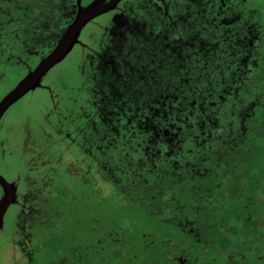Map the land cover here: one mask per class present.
Returning <instances> with one entry per match:
<instances>
[{"label": "rangeland", "instance_id": "rangeland-1", "mask_svg": "<svg viewBox=\"0 0 264 264\" xmlns=\"http://www.w3.org/2000/svg\"><path fill=\"white\" fill-rule=\"evenodd\" d=\"M42 5L45 12L46 0H0V105L24 86L80 15L108 7L77 36L71 30L37 84L0 113V207L6 200L0 264H183L184 254L190 260L186 264H264V0H198L189 6L188 22L196 31L200 21L222 22L226 11L251 30L235 34L234 46L254 45L248 49L254 64L242 67L229 95L238 111L233 121L241 129L238 146L245 154L229 163L222 154L221 164L215 157L216 166L205 159L197 172L207 178L197 184L190 180L189 191L182 178L168 187L158 182L154 191L163 206L136 202L146 193L112 183V178L122 182L115 173L126 164L147 159L120 152L112 161L104 149L110 142V147L125 146L142 138L137 127L119 129L109 121L116 112L105 110L107 91L112 73L121 69L118 54L133 50L135 55L158 37L145 17L150 11L166 15L165 9L154 0L151 5L146 0H69L50 33L37 25L23 30L36 15L41 20L43 12L35 10ZM241 53L234 57L247 66L249 57L244 49ZM108 127L114 131L106 144ZM169 147L173 150V142ZM144 151L146 156L153 152L147 146ZM172 163L179 165L175 158ZM210 165L216 167L213 175ZM247 172L248 182L242 178ZM147 206L151 213L145 212ZM175 253L183 256L174 258Z\"/></svg>", "mask_w": 264, "mask_h": 264}, {"label": "trees", "instance_id": "trees-1", "mask_svg": "<svg viewBox=\"0 0 264 264\" xmlns=\"http://www.w3.org/2000/svg\"><path fill=\"white\" fill-rule=\"evenodd\" d=\"M46 1L48 4V13L47 21L43 25V28L48 31V33H50V31H53L54 27H56V24L58 22V20L56 21V19L67 8L69 0ZM234 22L233 24L231 23V26H235V29H232L233 32H227V30L225 29L227 28V26H230V24H225L223 22H210L206 24L205 22L200 21L197 24V32L199 33V36L196 41L191 43L177 44V46H175L176 49L174 48L173 50L172 48H170L167 49L166 52H164L163 49H161L160 52L156 49L154 43L155 41H157L156 38L158 37L155 36L152 38L150 44L147 46L148 48L146 52H149L144 55V60L146 58L147 59L143 64H140L141 61L137 60L134 62L133 60L135 59H132V57H128L131 59L132 62H125L126 60L123 61L124 64L122 63L121 66L122 72L126 73L130 70L134 71V73L139 76V79H137V81L135 80L134 82L136 84L141 83L145 89L155 90L156 99L159 98L161 100L160 102L165 99V96L169 99V94L173 90H175V112H166L165 114L160 109L159 117L161 120V124L165 123V127H167L166 124L169 123V121L175 120V122H182L184 124L190 123L191 130L193 129L195 132H200L201 129L205 131L206 127L209 128L211 127V125L213 126V120L215 122L218 119V110L220 109V106L222 104L224 105L226 103V100H223L221 98L222 88L225 85L226 88L232 89V92H234L233 89L234 85L236 84L233 83L231 78L227 76L225 78L226 80L224 81L221 77V71L222 69H226L225 67H227L226 74H229L231 70L236 68L233 65H228L227 63L232 57L236 55L235 52L237 53L238 57H241V52L244 49L241 48V45L234 46L233 42L236 40L237 37V35L235 34H238L240 32L239 29L240 26H242L238 23V21H236L235 23ZM193 28L195 29V26H193ZM230 32L234 33V35H232L233 37L230 35ZM60 37L61 36L56 39L55 44L58 42ZM158 40L165 42L164 39L158 38ZM54 46L52 47V49L54 48ZM231 47H236L237 51H233V48ZM137 69L141 70V74H138L136 72ZM118 88L122 90L121 87ZM144 88V94L141 96V98H144L146 95ZM117 97L118 96H114V98ZM123 99L127 100V98ZM134 99L135 98L133 97V95H131L129 97L128 104H130V102H133ZM228 101L231 102L230 104L229 102H227L228 105H235L234 99L228 98ZM207 110L212 111L214 115L213 119L205 118L204 111L207 113ZM213 127L214 129H216L215 133L217 137L218 135L220 136L217 140H214L216 146L215 144L211 146L207 145L205 149H201V146L192 147L194 151L190 152V155H188L189 157L184 160V162H189L190 167L186 166L187 168H181L178 171V175L181 176H178L180 180L182 177H184L185 171H187V174L190 173V180H198L201 178L206 179L207 177L204 174L203 178L202 175L196 171L203 170V162L205 158L208 159V157L210 158V160H212L214 166L217 165L215 163L216 159L214 156L217 157L219 163L221 164L222 156L219 155V152L221 154L225 152L223 158L227 155L228 163L232 161L234 154H238L239 156L242 155L241 152L237 151V146L233 145L234 143L232 140L233 138H235L234 134H237L239 130H234V126L230 127L229 122H226V125H224V127L222 124L220 125V122H218L217 126ZM157 130L159 132L161 131L159 130V128H157ZM220 133L224 136L222 137ZM129 148L127 150V148L124 147V150L121 152V156H123L124 153L127 154V152L128 154H131L133 150H130ZM121 153L119 152L118 154ZM165 157L166 155H163V158ZM214 166L207 168L209 173L210 171L214 172L216 170V167L214 168ZM225 174L227 173L225 172ZM243 175H245L246 177L242 178L248 182V180H250L251 178V175H249L248 172ZM236 178V176L234 178L231 177L233 181H235ZM184 181L182 182L183 185ZM114 186L119 187L120 183H114ZM134 189L135 191H137L136 188ZM141 191L144 195L146 193L147 198L139 199L143 201H134L141 203L146 202L147 205L149 203V205L153 206H163L162 202L159 203L158 201V199L160 198V194H155V196L152 194L151 190L143 189ZM152 195L155 196L157 199L155 198L153 201ZM151 201H153L155 204H150ZM149 208L151 209V207ZM161 208L165 209V207ZM145 212L151 213L148 211V206ZM148 217L150 218V216ZM208 231L210 232V230ZM247 232L251 233V231L249 230H247ZM262 236L264 235L262 234L260 237ZM258 251L260 253H263L262 250Z\"/></svg>", "mask_w": 264, "mask_h": 264}, {"label": "flooded vegetation", "instance_id": "flooded-vegetation-1", "mask_svg": "<svg viewBox=\"0 0 264 264\" xmlns=\"http://www.w3.org/2000/svg\"><path fill=\"white\" fill-rule=\"evenodd\" d=\"M2 3H4V1H2ZM41 11L43 12L41 20H37V17H36L37 15H36L34 17V23L30 24V23L26 22V25L23 26V30L33 29V28H35L36 25L41 26V27L44 25V24L42 25V23H45L47 21L48 11L46 9V11L44 12L43 5H42L40 7V10H38V9L35 10V13L36 12L40 13ZM233 13H234L233 11L232 12L226 11V13L223 15L222 22L225 24H230V26H227V28L225 29V30H227V32L228 31L233 32L232 29L233 30L235 29V26H231L234 21L235 22L237 21L236 15H234ZM241 29H245L244 31H246V32H249V30H250V29L248 30L245 27L242 28V26H240L239 30H241ZM231 32H230V35L231 36L234 35V33H231ZM39 34H40V30H39L38 35ZM253 39L255 40V35H254ZM148 43L150 44V42H148ZM154 46H156V49L159 52L161 49H163V51L166 52V50L170 49V48H172L173 50H174V48L176 49L175 46H177V44H174L172 42L166 43V41L163 42V41L157 40V41H155ZM253 46L254 45L252 44L249 47H246V48L243 47L244 50L246 51V53H243V55L245 54L249 57L248 60H250L249 61L250 64H248L246 66V64L243 62H237L236 63V59L234 57H232L227 64L233 65L236 68L231 70L229 72V74H226V69H222V71H221V77L224 81L226 80L225 78L227 76V77L231 78L233 83H236L234 85L233 91L236 89V86L238 83V73L241 71V69H242L241 67L243 66L244 68H247L252 63L254 64L253 58L251 56L252 54H248L249 52H251V51H248V49L253 47ZM146 48H148V47L146 46ZM146 48L140 49V51H137L135 55H132L133 50L128 51L127 53H126V50L121 51L118 54V56H120V57L122 56V58L117 60L119 65H120V68H121L124 60H126L125 62H127V61L132 62L131 59L128 57H132V59H135V60H133L134 62L137 60V61H141L140 64H143L147 59L146 58L144 60V55L146 54V50H147ZM231 48H233V47H231ZM235 54H236V52H235ZM237 61H239V59ZM140 71H141L140 69L136 70V72L138 74L140 73ZM111 77L113 80V84L110 86V89L107 91L110 94V97L107 100V104H106L107 106H105V110L106 109L111 110L112 108H114L112 110H115L116 114L112 113L114 115H113L111 120L109 119V121L112 122L113 126L117 124V126H119L118 127L119 129L123 128V127H124V129L137 127V129H139L140 133H142V135H141L142 138L138 137L137 139H131V143L128 142V144H127L128 147H130V145H132V147L135 148L134 154H130V155L131 156L133 155L132 157H135V159H137V157H140V156L143 157V159H147L144 162V164H140V163L134 164V162H131L129 164H126L127 166H124L123 170L121 169V171L120 170L116 171L115 174L119 177L118 178L119 182L122 179V182H120V186H119L120 189L125 188V187H126V189H131L130 191H135L134 188H136L137 191H141L143 189H146V190H151L152 194L155 195V194H157V192L154 191V188H156L155 185L158 184V182L163 187H168L171 183L176 185L177 182L175 181V179L181 177L180 175H178V171L181 168H187L186 166H189V165H186V163H189V162H184V160L187 157H189L188 155H190V152L194 151L192 147L201 146V149H205V147L207 145L211 146V145L215 144V146H216V143L214 142V140H217L218 137H220V136L218 135V137H217V135L215 133L216 129H214L213 126H217L218 122H220V125L222 124L223 127H224V125H226V122H229L230 127H232V126L239 127L240 126L239 124H236L235 122H233L238 111L235 110V108H234V106L236 104L231 105V106L228 105L227 102H229V104L231 103L230 101H228L229 95L233 94V92H232V89L226 88L225 85L222 88L221 98L223 100L225 99L226 103L224 105L222 104L220 106V109L218 110V112H219L218 119L215 122L213 120V123H212L213 126L211 125V127H209V128L206 127L205 131L201 129L200 132H195L193 129L191 130V124L190 123L184 124L182 122H175V120H172L166 124L167 127H165V123L161 124V120L159 117L160 109L165 114H166V112H169V113L175 112V106H176L175 105V103H176V101H175V90H173L169 94V99L165 96V99L162 102H160L161 100L159 98L156 99L155 90L145 89L141 83L136 84L134 82L135 80L137 81V79H139V76L137 74H135L134 71L130 70V71H127L126 73H123L122 68H121V69L115 70L112 73ZM118 87H121L122 90ZM143 88L145 89L146 95L144 98H141V96L144 94ZM131 95H133V97L135 99L133 100V102H130V104H128L129 103V97ZM114 96H118V97L114 98ZM123 98H127V100H124ZM105 110H104L102 117L105 120L104 123H106V125H107L108 120H106ZM205 111H204L205 118H207V119H213L214 118L212 111L207 110L208 111L207 113ZM108 112L109 111H107V113ZM172 117H174V116H172ZM123 121H124V123H126L125 126L123 124H121ZM111 128L112 129H110V127H108L106 130L107 132H105L107 134V137L105 136V138L103 140L106 141V144L109 142L108 139L112 136L111 134H113V131H114L113 130L114 128L113 127H111ZM157 128H159V130H161V131L159 132L157 130ZM234 130H236V129H234ZM238 130H239V132H237V134H234L235 138H233L232 140L234 143L233 145L237 146L238 152H240V150H239L240 148L243 149L241 151V154L243 155V154H245L244 146L243 145L240 147L238 146L240 144L239 138H240V130L241 129H238ZM221 133H222V131H221ZM223 136L224 135H222V137ZM138 139L142 142L138 141ZM176 139L178 141L177 142L178 144L175 147V140ZM172 142L174 144L173 150L169 147L172 144ZM110 144H111V142L107 144V147L104 149V151L106 152V154H109V156L111 155L112 161L116 160V159H114V157L116 155H119L118 153L122 152L124 150V147L127 148V150H128L127 145L123 146L124 145L123 142H119L117 145H116V143H114L111 147H110ZM137 144H139V145L137 146ZM145 146H147V148H150V150L153 151L151 153V155H149V156L145 155V153H144L145 152L144 151ZM133 148L130 147L129 149L133 150ZM169 149H171L172 151L169 152ZM127 154H128V152H127ZM223 154H225V152ZM163 155H166V157L163 158ZM219 155L222 156V154L220 152H219ZM234 155H236V156H233L232 160H234L235 158H237L239 156L238 154H234ZM214 157H216V156H214ZM156 158H157V160H156ZM173 158L177 159V161L179 162V165H177V167H174V165L172 163ZM163 159H165V160H163ZM205 159H207V158H205ZM208 159L210 160L209 157H208ZM227 159H228V157H227ZM209 162L211 164L212 160H210ZM203 165H204V162H203ZM211 173L213 175V172H211ZM189 174L190 173L187 174V171H185L184 177H182V180L183 181L185 180L183 187L188 191L190 189H187V188L188 187L191 188V182H190L191 177L189 176ZM202 177L204 178L203 174H202ZM113 179H116V178H112V183H115L113 181ZM199 180L200 179L195 180V181L191 180V181L193 184H197V182ZM178 181H180V179H178ZM161 186H159V189L163 188ZM126 189H125V193L127 192ZM157 189H158V187H157ZM197 191H198V189H195V193ZM164 193L166 194V192H164ZM192 193H193V191H192ZM157 195H159V194H157ZM210 226H213V225L211 224ZM210 228H212V227H210ZM103 231L105 232L106 235L110 234V231L107 227H105L103 229ZM211 237H213V236H211ZM177 252L182 253L183 250H179ZM177 255H178V257L183 256L181 254H177ZM177 255L175 253V254H173V257L177 258L176 257ZM185 255L186 254H184V257L180 260V262H183V264L190 262L188 256L187 255L185 256Z\"/></svg>", "mask_w": 264, "mask_h": 264}, {"label": "snow or ice", "instance_id": "snow-or-ice-1", "mask_svg": "<svg viewBox=\"0 0 264 264\" xmlns=\"http://www.w3.org/2000/svg\"><path fill=\"white\" fill-rule=\"evenodd\" d=\"M151 5L153 0H146ZM165 9L166 15L161 13L149 12L148 20L149 31L154 29L158 38L170 41L174 44L191 43L197 40L199 33L189 23L192 10L189 7L198 0H154ZM187 14V15H186Z\"/></svg>", "mask_w": 264, "mask_h": 264}, {"label": "water", "instance_id": "water-1", "mask_svg": "<svg viewBox=\"0 0 264 264\" xmlns=\"http://www.w3.org/2000/svg\"><path fill=\"white\" fill-rule=\"evenodd\" d=\"M108 6H104V7H96L94 9H91L89 11H87L86 13L80 15L75 22L68 27L67 31L65 32V34L59 38L57 45L54 47V49L51 51V53L44 57L40 63V65L37 67V69L34 71L33 75H30V77L27 79L26 83L24 84V86L16 92V95L14 97H18L20 94H22L24 91H26L27 89L35 86L37 84V77L38 75L44 71V69H46V67H48L50 64H52L55 60L56 55L58 54L59 51H61L62 48V44L64 43L68 33L73 30L76 29L77 33L76 36L80 30V28L91 18L93 17L95 14L103 11L104 9H106ZM74 40H72L68 46V48L66 50H64V52L62 53L61 57L68 51L70 45L72 44ZM14 97L10 98L8 101H6L5 103H2L0 105V113L8 106V104L14 99ZM6 200L3 202L2 207H0V220H1V216H2V210L4 209Z\"/></svg>", "mask_w": 264, "mask_h": 264}]
</instances>
